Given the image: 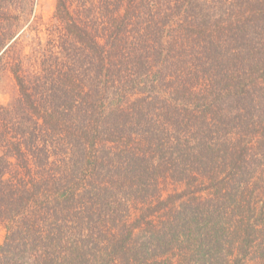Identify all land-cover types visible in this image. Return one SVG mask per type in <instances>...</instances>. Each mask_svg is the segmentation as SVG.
Wrapping results in <instances>:
<instances>
[{"label":"trees","instance_id":"16d2710c","mask_svg":"<svg viewBox=\"0 0 264 264\" xmlns=\"http://www.w3.org/2000/svg\"><path fill=\"white\" fill-rule=\"evenodd\" d=\"M34 1L0 0V264H264V0H56L28 70Z\"/></svg>","mask_w":264,"mask_h":264},{"label":"rangeland","instance_id":"374dc122","mask_svg":"<svg viewBox=\"0 0 264 264\" xmlns=\"http://www.w3.org/2000/svg\"><path fill=\"white\" fill-rule=\"evenodd\" d=\"M55 6L56 0H35L34 12L20 27L22 28L20 32V41L15 52L19 55L30 56L27 62H25L28 70H32L36 64L35 61H32L34 58L31 60L34 48L37 45H41L42 47L48 46L46 42L48 40V34L52 30L49 32L47 28L52 21ZM4 60L5 57L2 58L0 62V108L7 107L16 102L19 95V87L12 72L6 67ZM17 126H19L18 123ZM2 154L0 149V155ZM179 188L182 189L180 183H170L167 187V191H179ZM5 233L6 229L4 225L0 224V244L4 241ZM248 264H258V262L250 260Z\"/></svg>","mask_w":264,"mask_h":264}]
</instances>
